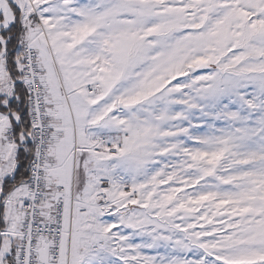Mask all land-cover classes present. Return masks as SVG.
Segmentation results:
<instances>
[{
	"label": "snow or ice",
	"instance_id": "1",
	"mask_svg": "<svg viewBox=\"0 0 264 264\" xmlns=\"http://www.w3.org/2000/svg\"><path fill=\"white\" fill-rule=\"evenodd\" d=\"M0 264H264V0H0Z\"/></svg>",
	"mask_w": 264,
	"mask_h": 264
}]
</instances>
